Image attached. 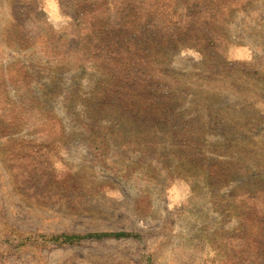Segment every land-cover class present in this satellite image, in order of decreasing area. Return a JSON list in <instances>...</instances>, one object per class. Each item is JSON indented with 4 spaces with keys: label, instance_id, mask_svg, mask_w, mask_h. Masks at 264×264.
I'll return each instance as SVG.
<instances>
[{
    "label": "rangeland",
    "instance_id": "obj_1",
    "mask_svg": "<svg viewBox=\"0 0 264 264\" xmlns=\"http://www.w3.org/2000/svg\"><path fill=\"white\" fill-rule=\"evenodd\" d=\"M129 1L0 0V264H264V0L177 1L214 45L169 59L185 95L139 142L88 102L111 78L88 59L94 24ZM101 232L135 236L46 242Z\"/></svg>",
    "mask_w": 264,
    "mask_h": 264
},
{
    "label": "trees",
    "instance_id": "obj_2",
    "mask_svg": "<svg viewBox=\"0 0 264 264\" xmlns=\"http://www.w3.org/2000/svg\"><path fill=\"white\" fill-rule=\"evenodd\" d=\"M133 1L135 0L129 1L125 9H120L116 24L112 25L103 19H97L94 24L91 38L86 44L90 47L88 59L97 64L92 65L101 68L100 76L104 77V73L108 75L110 72L111 78L105 77L101 82L95 83L92 98L88 102L91 101L95 107L99 106L97 114H108V136H118L126 126L134 132L135 139L139 142L141 128H158L176 119L177 114L174 112L180 108L177 105L178 99L182 93L185 95L184 89H179L178 84L184 77H179L177 72L169 68V59L183 50H196L203 54L200 46L214 44L213 37L186 29L174 20L178 0H161L147 13H141ZM188 2L189 0L185 1ZM169 8L172 15L166 13ZM171 82L173 85L177 84L173 91L169 89ZM176 132L174 137L181 140L177 145L185 148L187 144H191V131L181 127ZM103 137L106 138L105 135L98 136L96 140H104L101 139ZM182 153L183 157L187 156L186 151ZM206 174L209 177L219 175L211 169ZM130 236L135 235L126 232L61 234L50 236L46 242L72 245L82 240L121 239Z\"/></svg>",
    "mask_w": 264,
    "mask_h": 264
}]
</instances>
